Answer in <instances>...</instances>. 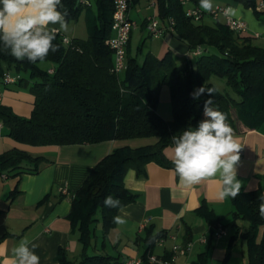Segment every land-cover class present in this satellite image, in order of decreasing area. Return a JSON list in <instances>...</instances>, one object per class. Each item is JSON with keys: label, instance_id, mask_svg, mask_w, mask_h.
Returning <instances> with one entry per match:
<instances>
[{"label": "trees", "instance_id": "obj_1", "mask_svg": "<svg viewBox=\"0 0 264 264\" xmlns=\"http://www.w3.org/2000/svg\"><path fill=\"white\" fill-rule=\"evenodd\" d=\"M79 1L62 0V3L68 11V22H76L84 10L88 12L87 38L71 39L69 45H64L62 34H57L53 43L59 46L58 51L50 52L44 60L54 63L53 74L39 67L42 61L35 64L26 59L19 61L0 51V78L13 69L17 80L12 85L26 89L34 98L27 118L0 104V122L9 138L33 147L158 139L151 146L113 150L94 166L71 201L68 218L77 228L83 246L78 264H118L107 256L87 254L91 246L90 227L97 222L96 213H100L104 235L115 225L113 217L118 209L105 207L104 197L118 198L123 207L134 201L123 185L127 170L140 173L150 161L164 168L173 167L164 158L163 149L172 146L173 136L188 128L195 129L205 119L204 102L210 97L204 93L193 99L191 95L201 87L212 90V107L226 114L235 135L264 127V47L256 43V37L233 33L223 24L207 25L202 20L194 22L187 18L182 6L184 0H154L165 27L169 19L174 21L170 33L187 45L190 53L200 48L201 54L192 56L193 62L185 61L182 68L177 67L169 54L157 59L148 53L138 63L129 55V39L126 70L117 77L111 72L112 52L106 44L112 36V0H94V11L89 0H84L86 4ZM227 1L252 9L256 17L264 14V10L256 9L260 0ZM188 2L199 7V0ZM214 80L224 84L230 93L220 91ZM165 85L171 88L173 119L170 122L156 112L159 91ZM40 162V158L11 149L0 155V174H12L14 178L37 174ZM15 193L16 190L12 195ZM260 196L258 190L230 197L233 205L230 225L243 221L247 230L241 232L237 227L228 248L236 239L245 240L249 264H264V239L256 241L259 229L264 228V217L259 212ZM46 200L47 196L40 204ZM202 214L210 225L226 227L206 209ZM165 236L162 234L148 242V248L141 255L144 264L156 242ZM57 260L59 264H71L61 252Z\"/></svg>", "mask_w": 264, "mask_h": 264}, {"label": "crops", "instance_id": "obj_2", "mask_svg": "<svg viewBox=\"0 0 264 264\" xmlns=\"http://www.w3.org/2000/svg\"><path fill=\"white\" fill-rule=\"evenodd\" d=\"M213 5L235 9V14L230 16L245 21L248 25L245 35L255 37L258 34L256 43L264 47V14L256 17L252 9L227 0H213ZM84 11L82 19L87 38L88 12ZM129 17L136 23L129 42V55L132 58L142 63L148 53L157 59L169 54L175 63L178 60V63L185 64L190 57L187 45L170 32H165L157 39L150 38L147 33L148 17L156 18L165 27V22H161L158 17L154 0L132 1ZM202 21L207 25H213L214 22L225 25L223 16L217 21L204 16ZM55 27L58 28L59 25ZM138 31L143 36H140L136 48L131 49L130 43L134 33ZM59 33L69 39H86L78 34L80 31L77 25L72 27L69 35ZM54 69L55 67H49L47 71ZM6 74L11 77L16 75L10 71ZM0 104L11 108L16 115L27 118L33 109L34 98L26 89L6 84L0 78ZM170 107L171 88L165 85L159 91L156 112L166 122L172 120ZM235 137L241 147L240 160L236 165L237 179L241 182L240 192L259 190L264 196V127L236 134ZM157 142V138H141L95 145L33 147L9 138L6 127L0 122V155L17 149L41 159L37 174H22L18 178H14L12 174H0V264H4L11 255V250L25 238L37 245L34 251L40 257V264H59V252L71 264H78L83 246L79 241L77 228L73 227L68 218L75 193L94 166L113 150L123 147L137 149ZM162 154L172 168H164L158 162L150 161L140 173L127 170L123 185L134 197V201L118 209L116 214L121 215L126 222L115 224L104 235L100 217L96 218L97 212V222L90 227L91 246L87 254L107 256L122 262L127 258L140 257L148 248L150 240L166 234L163 242L155 244L150 254L170 259L173 246L190 243L188 253L178 256L176 264H202L203 261L205 264H222L224 261L230 264L234 250L238 248L240 264H249L245 240L236 239L230 250L228 248L237 227L241 232H246L247 224L236 221V226L230 225L233 205L230 196L224 199L217 197L220 187L218 180H206L193 187H184L174 172L171 146L164 148ZM8 179V182L3 183ZM15 190L17 193L12 195ZM46 196L47 200L40 204ZM205 209L226 226L223 228L227 233L226 237L213 239V233L219 226L208 223L202 214ZM227 228H232V234H229ZM203 239L205 243L201 242ZM262 239L264 228L259 229L256 241L260 242ZM224 240L226 241L223 243Z\"/></svg>", "mask_w": 264, "mask_h": 264}, {"label": "clouds", "instance_id": "obj_3", "mask_svg": "<svg viewBox=\"0 0 264 264\" xmlns=\"http://www.w3.org/2000/svg\"><path fill=\"white\" fill-rule=\"evenodd\" d=\"M199 7L211 12L213 0H199ZM235 11L228 9L226 15H234ZM67 15L62 0H0V51L19 61L26 59L33 64L44 61L50 52L58 51L59 46L53 43L57 33L70 30ZM204 93L210 97L204 102L205 119L195 129L188 128L172 137L171 162L184 187L216 179L220 185L217 197L235 198L241 189L236 172L241 147L226 114L212 107V90L201 87L191 95L198 99ZM259 199V212L264 217V196ZM103 204L108 208L122 207L121 201L111 195L104 197ZM125 222L121 215L113 217L114 224ZM36 247L28 239H22L4 264H40V257L34 251Z\"/></svg>", "mask_w": 264, "mask_h": 264}, {"label": "built area", "instance_id": "obj_4", "mask_svg": "<svg viewBox=\"0 0 264 264\" xmlns=\"http://www.w3.org/2000/svg\"><path fill=\"white\" fill-rule=\"evenodd\" d=\"M133 0H112L113 12H112V36L107 40L106 44L112 52V69L111 72L115 76H121L126 70V49L131 36L132 31L136 28V23L129 17V9ZM79 3L86 4L84 0H80ZM182 6L185 8V16L194 22H199L204 16L210 17L213 21H217L220 16L225 18V26L233 33L246 34L248 31V25L245 21L234 19L230 15H226L227 7L214 6L211 12H205L199 7H193L189 5L188 0L182 1ZM257 11L264 10V0H260L257 5ZM174 21L169 19L167 27H162L159 20L154 17H148L146 21V30L150 38H160L165 32L173 31ZM58 34V33H57ZM259 38V35H255ZM71 39L62 35V43L69 45ZM201 54V49L197 48L191 56L197 57ZM53 70H49L48 74H53ZM3 82L12 85L17 80V77H11L9 74H4ZM62 193H65L62 190ZM227 236L225 229L218 227L213 233V239L220 240ZM163 239H159L156 244H161ZM205 243V240H201ZM191 244L175 245L172 248V256L170 259H163L156 257L152 254H148L146 257V264H176V258L178 256H185ZM118 264H144L143 259L140 257L127 258Z\"/></svg>", "mask_w": 264, "mask_h": 264}, {"label": "rangeland", "instance_id": "obj_5", "mask_svg": "<svg viewBox=\"0 0 264 264\" xmlns=\"http://www.w3.org/2000/svg\"><path fill=\"white\" fill-rule=\"evenodd\" d=\"M89 2L91 3V9H92V11H94V0H89ZM85 12H83L82 14H81V16H80V18L81 19H79V20H77L76 22H73V21H70V22H68L69 23V31L68 32H66V34H70V31H71V29H72V27H74L75 25H77V28L79 29V31H80V33H78V34H81V36L83 37V38H86V30H85V26H84V22H83V14H84ZM140 36H143V34L140 32V31H138V32H135L134 33V36H133V38H132V41H131V43H130V47H131V49H135L136 48V46H137V44L139 43V40H140ZM257 44L258 45H260L258 42H257ZM188 61H192L193 62V57L190 55V57L188 58ZM176 63H177V67L178 68H181V66H184V63H182V64H180V62L178 63V60L176 61ZM39 67L42 69V70H47L49 67H55V65H54V63H52V62H47V61H42V62H40L39 63ZM10 72H12V73H15L14 72V70L13 69H11V70H9ZM214 83L216 84V87L220 90V91H223V90H225V91H227L228 93H230V91L228 90V88H226L225 87V85L224 84H222V83H220L219 81H215L214 80ZM170 112H171V119H173V113H172V108L170 107ZM170 119V120H171ZM10 179H8V180H5L3 183H6V182H8ZM100 217V215H99V213H97V215H96V218L98 219ZM227 230H228V232H229V234H232V228H227ZM226 240H224L223 241V243L225 242ZM235 252V254H234V257L232 258L233 260H231V262H230V264H240V256H239V248L238 249H235L234 250Z\"/></svg>", "mask_w": 264, "mask_h": 264}]
</instances>
